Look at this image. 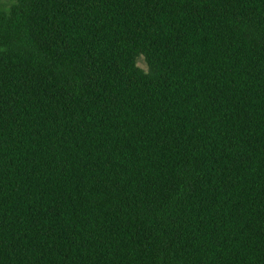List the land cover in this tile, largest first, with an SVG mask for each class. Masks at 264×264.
Here are the masks:
<instances>
[{
  "label": "trees",
  "instance_id": "16d2710c",
  "mask_svg": "<svg viewBox=\"0 0 264 264\" xmlns=\"http://www.w3.org/2000/svg\"><path fill=\"white\" fill-rule=\"evenodd\" d=\"M0 264H264V0H0Z\"/></svg>",
  "mask_w": 264,
  "mask_h": 264
},
{
  "label": "rangeland",
  "instance_id": "374dc122",
  "mask_svg": "<svg viewBox=\"0 0 264 264\" xmlns=\"http://www.w3.org/2000/svg\"><path fill=\"white\" fill-rule=\"evenodd\" d=\"M137 63L139 66H141L144 69H147L146 63L142 56L138 57Z\"/></svg>",
  "mask_w": 264,
  "mask_h": 264
}]
</instances>
